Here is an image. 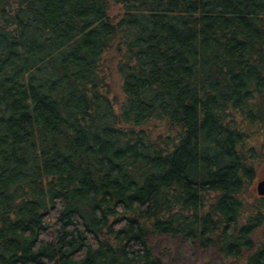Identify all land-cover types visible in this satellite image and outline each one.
I'll return each mask as SVG.
<instances>
[{"label": "trees", "instance_id": "16d2710c", "mask_svg": "<svg viewBox=\"0 0 264 264\" xmlns=\"http://www.w3.org/2000/svg\"><path fill=\"white\" fill-rule=\"evenodd\" d=\"M259 160L264 0H0V264H264Z\"/></svg>", "mask_w": 264, "mask_h": 264}, {"label": "rangeland", "instance_id": "374dc122", "mask_svg": "<svg viewBox=\"0 0 264 264\" xmlns=\"http://www.w3.org/2000/svg\"><path fill=\"white\" fill-rule=\"evenodd\" d=\"M108 63L109 61L106 60L104 65ZM116 77L117 76L113 72L114 86L110 94L111 97L120 96L118 79ZM257 164L258 180L256 183L261 179L264 169V160H259ZM256 183L254 184L255 195H257L255 191ZM154 245L158 247L162 255V260L169 264H232L224 260L213 248L199 250L196 246L186 245L178 239H156Z\"/></svg>", "mask_w": 264, "mask_h": 264}, {"label": "water", "instance_id": "95a60500", "mask_svg": "<svg viewBox=\"0 0 264 264\" xmlns=\"http://www.w3.org/2000/svg\"><path fill=\"white\" fill-rule=\"evenodd\" d=\"M255 191L258 197H264V169L261 179L255 185Z\"/></svg>", "mask_w": 264, "mask_h": 264}]
</instances>
